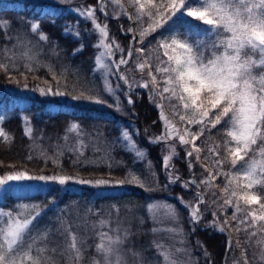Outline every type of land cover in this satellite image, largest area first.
<instances>
[{
    "label": "snow or ice",
    "instance_id": "1",
    "mask_svg": "<svg viewBox=\"0 0 264 264\" xmlns=\"http://www.w3.org/2000/svg\"><path fill=\"white\" fill-rule=\"evenodd\" d=\"M58 3L63 6L66 0H58ZM107 3L114 4L121 9L115 13L114 18H126L135 23L139 29V38H137L132 27L125 31L123 25L120 26L125 34H132V42L127 50L109 34L106 23L109 15L105 11ZM129 3L134 9L132 13L124 9L121 0H98L95 6H79L72 9L79 18L86 23H91V30L85 29L84 34L97 35V43L93 47L103 50L99 51L95 57V64L98 68L107 70L103 76V91L113 96L117 110L122 111L119 96L116 95L119 91V84L113 88L109 76L118 77L126 85L127 90L124 95L130 106L134 103L131 96L135 89H148L150 102L159 109V119L164 129L160 135L149 138L148 143L155 146L164 143L168 151V155L162 156V168L167 180L165 187L179 183L185 190H188L190 186L197 189L195 204L191 201H184L182 197H176L181 205L189 210V221L193 231L203 219L204 211L214 208L215 210L211 211L213 219L202 230L212 228L221 234L229 233L232 226L227 219L221 220L218 213H226L229 208H232V220L236 222L234 230L236 232L243 230L248 233L250 241L259 232H264V223L257 227L256 232L251 231L257 226L258 221L264 222V197L257 195L254 191L245 190L258 185L260 190L264 191V0H129ZM97 11L104 15L105 22L99 21ZM26 22L30 25L31 33L39 35L40 41L45 43L49 41L48 35L41 31L39 22L31 20ZM50 22L54 25L55 18ZM197 22H200V27L205 28L203 33L193 28L192 25ZM11 24L10 20L0 19V32H4L9 41L13 39L7 35ZM158 32L160 38L157 39L156 49H163V56L166 60L157 56L153 71V64L150 57L146 55V48L136 47L135 44H143L149 35ZM69 33L74 39L81 40L79 46L73 50L72 54L75 56L84 48L78 23L75 28L72 25L63 26L62 34ZM16 39L17 43L13 45V49L25 47L28 51L16 56L14 52L9 55L10 50L7 48L0 50L3 54L0 57V70L8 74L10 81L19 84L20 81L15 80L11 75L13 71H20L17 60L26 61L24 72H20L26 81L25 73L35 71L32 67L35 55L32 54L30 45H21L19 38ZM52 43L54 45L52 54L58 55L55 47L58 42L53 41ZM147 51L151 52L152 49ZM117 53L120 54L119 60L111 59ZM105 56L109 58V64L103 62ZM133 56L137 58L135 67L142 75L140 80L130 81L126 73L120 71V68L128 65ZM43 66L47 67L50 72L52 71L51 65ZM146 68L148 78L143 76ZM53 79H57L54 72ZM45 83L47 84L46 81ZM57 84L59 85V81ZM22 86L28 89L27 83ZM30 90L38 91L44 96L66 95L59 90V86L55 92L51 86L40 87L39 85ZM89 92L91 89L85 88L80 94L71 96V98L75 101L106 103L98 96L86 94ZM157 97L160 101L165 99L169 101L174 113L178 115L179 121L186 125L185 127L180 129L172 124L163 111L162 103L157 101ZM173 100L176 103H172ZM2 116L3 112L0 111V117ZM23 119L25 136L30 137L33 131L30 121L27 117ZM192 126H196L195 132L191 130ZM214 129L219 139H212L211 134ZM67 132L77 134L76 144L68 148V151L75 156L72 161L73 166L86 165L89 163L83 159L84 149L87 147L84 140L86 134L75 122H70ZM102 135V133H97L96 139ZM133 135L139 136V131L134 130L130 133L128 129L122 128L120 137L112 142V147L120 143L121 147L127 151L134 152L133 164H135L146 159L147 151L136 145ZM0 139L5 142L12 139L2 126H0ZM67 139L68 137L65 136V140ZM89 140H92L91 136ZM198 140H202V143L197 144ZM177 146H180L185 153L186 166L192 174L190 180H184L172 163L174 158H179V153L176 151ZM257 148L259 159L256 158ZM94 151L99 152L100 149L96 148ZM201 153H204V158L209 160L212 167L206 168L201 165L204 170L201 173L203 179L197 184L195 174L192 173L193 160L198 163L201 160ZM62 156L63 151L61 150L50 159L53 163H58ZM31 158L29 156V159ZM46 159L49 158L46 157ZM105 162L106 166L111 169L109 154L100 157L97 163ZM120 164L127 167L122 161ZM225 164L230 165L229 172L224 171ZM148 166L151 168V162ZM151 175L153 182L158 183L156 174L153 172ZM218 176L226 178L225 186L220 190L225 198L222 199L213 191V199L209 204L200 188L201 185L216 187L213 181ZM241 176L247 181L243 189L238 183ZM33 181L45 184L55 183L59 186L76 183L98 188L126 183L145 186L144 181L140 180L129 168L126 178L118 181L103 178L89 180L61 174L30 175L27 171H13L0 175V188H7L10 184H27ZM240 199L243 200L245 206L258 204L262 214L257 215L255 211L242 208ZM201 205H206L204 211H201ZM14 207L18 209L15 214L12 211L5 212L0 208V264H55L53 259L45 253L49 251L54 253L56 249L38 247L42 243L46 244L48 236L52 233V229L47 226L42 229L35 228L36 221L43 214L42 211L36 210L40 208V205L17 203ZM112 207L118 213V208ZM147 207L154 222H157V209H163V218L179 225V213L173 205L153 201ZM28 209H31V214L25 215ZM126 222L131 224L128 218ZM111 223V213H109L108 219L102 218L94 225L100 229L107 228L108 231L97 233L99 239V243L95 245L97 256L92 258L91 264H195L190 259L178 261L174 258L177 253L190 257L191 253L188 249H168L155 241L152 246L156 250V259L146 262L142 251H135V245L128 246L132 236L135 235L131 227H123L124 221H120L119 218H117L115 229L111 228ZM140 223L143 224L142 219ZM63 227V222H61V228ZM60 230V228L56 229L57 232ZM65 230L71 233L70 228ZM151 231L153 234L167 231L181 237L185 235L183 229L178 226L168 229L154 227ZM180 243L183 244L184 241L181 240ZM227 243L228 251H231L233 242L230 233ZM260 244H264V240L257 241V245ZM196 245L203 248L199 240L196 241ZM67 251L73 254L71 258L77 262L83 258L82 247L79 246L77 236L74 234L70 235ZM204 256L206 259L210 256L206 249ZM128 257H131V262ZM252 260L253 264H264V250L259 252L258 258L253 253ZM242 264H249L247 255L242 257Z\"/></svg>",
    "mask_w": 264,
    "mask_h": 264
},
{
    "label": "trees",
    "instance_id": "2",
    "mask_svg": "<svg viewBox=\"0 0 264 264\" xmlns=\"http://www.w3.org/2000/svg\"><path fill=\"white\" fill-rule=\"evenodd\" d=\"M98 0H66L65 5L58 3V0H0V19L10 20L11 28L7 30V35L13 37L11 41L6 39L5 33L0 32V50L9 49V55L13 52L16 56L28 51L25 47H17L13 49V45L17 43V37L21 45H30L35 60L32 67L35 71L26 72L27 80L25 81L20 72H24V64L26 61L17 60L20 71L11 73L15 80H19L17 84L10 81L8 74L0 70V111L3 116L0 117V126L12 138L5 142L0 139V175H5L13 171H27L30 175H73L83 179H110L113 181L124 180L127 176L129 168L144 181L145 186L141 187L137 184L116 185L108 187H93L90 185H80L76 183L67 186H59L55 183L45 184L43 182H29L25 185H8L7 188H0V208L5 212L12 211L14 214L18 209L14 207L17 203L27 205H40L37 211H42V215L36 221L35 228L42 229L45 226L52 229V233L48 236L46 244H40L38 247H47L48 249H56L45 253L50 256L55 264H91L92 258L97 256L95 245L99 243L97 233L99 231H108L107 228L100 229L94 227L100 219H108L111 213V228L117 227V218L124 221L123 227H131V231L135 234L131 238L128 246L135 245V251H142L147 261H155L156 250L152 246L153 241L161 243L168 249L186 248L190 251V257L182 254H175L174 258L187 261L190 259L195 264H224V257L228 245L226 234L214 231L212 228L202 230L200 226L193 227L189 221V210L181 205L176 197H182L184 201L196 203L195 193L197 189L190 186L188 190L183 189L180 184L168 185L162 168V156L168 155V151L164 143L158 146L148 143V139L158 136L163 131L162 122L159 119V109L150 102L149 91L144 95H140L136 91L131 98L134 103L130 106L127 103L124 92L126 91L120 80L113 76V86L119 84L120 107L122 111H118L114 104L113 96L106 94L104 89V81L101 71L97 69L95 57L97 49L93 47L97 43V35H85V29L91 30L90 22H85L79 18L73 8L87 5H97ZM116 5L107 3L105 11L109 18L108 24L109 34L115 37L116 41L127 50L132 42V34L121 31V25L126 31L132 27L139 35V29L135 23L126 18L116 19L115 13L119 12ZM129 13H131L129 11ZM101 23L105 22V17L99 11L96 13ZM43 18L41 19V17ZM55 18V24L50 21ZM190 20L193 18H189ZM31 20L39 22L41 31L48 35L47 43L39 40L38 34L30 31V25L26 22ZM81 33L82 42L84 44L83 51L73 56V50L81 43L80 39H74L72 34H62L64 25L77 26ZM200 33L205 28L200 27V22L192 25ZM160 33L149 35L142 46L146 48V54L149 56L148 49L156 47L157 39ZM53 41L58 42L55 45L58 55L52 54L54 47ZM140 43L135 44L140 47ZM153 51V49H152ZM156 53L157 50H154ZM38 54V55H36ZM125 56L127 52L125 51ZM0 53V57H2ZM135 56H133L134 59ZM163 60L166 57L161 56ZM120 54L117 53L113 59L119 60ZM133 59L129 60L128 65L123 66L121 72L126 73L128 79L134 78L135 73L139 72L135 68ZM156 56L151 57V62L156 64ZM39 65V66H38ZM43 65H51L52 71ZM97 69V71H93ZM53 72L57 79H53ZM147 76V68L143 73ZM47 82V84L45 83ZM59 81V85L57 84ZM28 84V89L23 88V84ZM51 86L53 91L59 90L66 93L64 96L41 95L38 91L30 89ZM85 88L91 89L86 93L94 96H104L101 105H95L86 101H75L71 96L80 94ZM75 89V90H73ZM159 102V97H157ZM111 104V106H109ZM24 117L30 121L33 129L32 135L26 137L24 133ZM155 121V123H153ZM70 122L78 123L86 134L84 136L87 147L84 149L83 159L89 161L86 165L73 166L72 161L75 159L73 153L68 148L74 146L77 142V134L67 132ZM219 127V126H218ZM122 128H126L130 133L134 130L139 131V136L133 135V141L140 149L147 151L146 159L133 164L134 152L127 151L121 147L120 143H116L112 147V142L120 137ZM147 130V131H145ZM193 132L196 126H192ZM97 133L103 135L96 139ZM65 136L68 137L65 140ZM92 140H89V137ZM212 139H219L216 130L212 131ZM203 139V138H202ZM127 144V142H124ZM197 144H201L202 140H198ZM99 148L96 152L94 149ZM63 151L58 163H53L51 157H54L58 151ZM176 151L179 158H174L172 163L184 180H190L192 174L189 172L185 162V153L180 146ZM46 154V156H45ZM109 154L111 157L112 167L109 169L105 163H97L100 157ZM29 156L32 158L29 159ZM48 157L49 159H46ZM256 158L259 159V150L257 148ZM123 162L121 166L120 162ZM151 162V168H149ZM194 167L192 173L195 174L197 184L200 183L204 171L201 165L211 168L212 165L208 159L204 158L201 153V160L197 163L193 160ZM224 171H230V165L225 164ZM234 171V170H233ZM158 177V183L152 180V173ZM226 178L223 176L216 177L213 184L214 188L201 185L200 190L204 192L205 199L209 202L213 199L212 192H216L221 198H225L221 193L224 188ZM207 188V190H205ZM250 192H256L257 195L264 197V191L260 190L258 185H254ZM235 199V198H234ZM153 201L166 202L173 205L179 213V225L164 219L162 216L163 209H157V222H154L148 210L147 205ZM118 208V213L115 208ZM240 206L246 208L247 211H255L257 215L262 214L259 205L245 206L243 200L240 199ZM206 205H201L204 211ZM204 211V217L200 221L201 225H208L213 219L211 211ZM98 213V214H97ZM31 214V209L25 211V215ZM221 220L227 219L232 226L229 229L232 238L234 252V261L227 264H242V257L247 255L249 264H253V253L259 257V252L264 250V244L257 245V241L264 240V232H259L252 239L248 240V233L245 231L236 232V222L232 220L233 209L229 208L226 213L219 212ZM239 215V214H238ZM126 218L131 220L129 225ZM241 218H243L241 216ZM141 219L143 224L140 223ZM61 222L64 227L61 228ZM264 222H257V226L251 229L256 232L257 227ZM181 227L184 236L174 235L167 231H159L155 234L152 229H168L173 227ZM57 228L61 230L56 231ZM71 229V233L65 229ZM77 236L79 246L82 247L83 258L77 262L72 259V253L67 251L70 243V235ZM112 234V233H110ZM184 243L181 244L180 241ZM199 240L203 244V248L196 245ZM210 254L206 259L204 250ZM131 262V257H128ZM226 264V263H225Z\"/></svg>",
    "mask_w": 264,
    "mask_h": 264
},
{
    "label": "rangeland",
    "instance_id": "3",
    "mask_svg": "<svg viewBox=\"0 0 264 264\" xmlns=\"http://www.w3.org/2000/svg\"><path fill=\"white\" fill-rule=\"evenodd\" d=\"M121 3L123 4V6H124V9L129 13V11L132 13L133 11H134V9H133V7L130 5V3H129V0H121ZM117 8H119V7H117ZM120 9V8H119ZM119 11H121V9L119 10ZM145 27H146V25H145ZM136 35H137V38H139V35H138V33L136 32ZM156 45V44H155ZM140 47H142V44L140 45ZM153 49V51H151L150 52V55H149V57H150V59H151V57L153 56L154 57V55L157 57V56H159V58L160 59H163L161 56L163 55V49H159V50H157L156 49V47L155 48H152ZM154 50H157V52L155 53L154 52ZM99 51H103L102 49H100V50H97V52H96V56L99 54ZM147 55V54H146ZM111 59H113V57L111 58ZM133 59V58H132ZM136 57H134V59H133V63L135 64V61H136ZM103 62L105 63V64H109L110 63V60H109V58L108 57H104L103 58ZM142 62V61H141ZM155 62H157V61H155ZM135 67V66H134ZM122 66H121V68H120V70H122ZM136 68V67H135ZM97 69L99 70V71H101V73H102V77L106 74V69H102V68H98V66H97ZM141 73L140 72H137V73H135V76H134V78H131V80H140V78H141ZM109 80L111 81V84H112V87L113 88H115V86H113V83H114V79H113V76H109ZM104 81V80H103ZM135 91L137 92V93H139L140 95H144L147 91H148V89H140V88H137V89H135ZM117 95V94H116ZM99 98L100 99H104V96H99ZM132 99V98H131ZM133 100V99H132ZM86 102H88V101H86ZM159 102L160 103H162V106H163V111H164V113L168 116V118H169V120L172 122V124L174 125V126H176L177 128H180V129H182L183 127H185L186 125H184V124H182L180 121H179V117H178V115H176L175 113H174V111H173V109L171 108V106H170V103H169V101L168 100H163V101H160L159 100ZM89 103H94V102H89ZM107 103V102H106ZM172 103H176L174 100L172 101ZM95 105H101V103H94ZM114 104H116L115 103V101H114ZM111 105V104H110ZM164 130V129H163ZM163 132V131H162ZM160 135V134H159ZM246 180L241 176V179L238 181V183L241 185V189H243V185L244 184H246ZM27 184H29V183H27ZM11 185V184H10ZM12 185H19V184H12ZM20 185H25V184H20ZM245 190H247V191H249V189H245ZM250 192V191H249ZM242 194V193H241ZM227 250H226V253H225V257H224V261H225V263L227 264V262L229 261V262H231V261H234V263H235V258H234V252L232 251V248H231V251H228V248H226Z\"/></svg>",
    "mask_w": 264,
    "mask_h": 264
}]
</instances>
